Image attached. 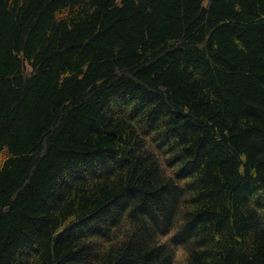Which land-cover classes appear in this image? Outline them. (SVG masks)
Returning <instances> with one entry per match:
<instances>
[{"label":"trees","instance_id":"trees-1","mask_svg":"<svg viewBox=\"0 0 264 264\" xmlns=\"http://www.w3.org/2000/svg\"><path fill=\"white\" fill-rule=\"evenodd\" d=\"M0 264H264V0H0Z\"/></svg>","mask_w":264,"mask_h":264},{"label":"rangeland","instance_id":"rangeland-1","mask_svg":"<svg viewBox=\"0 0 264 264\" xmlns=\"http://www.w3.org/2000/svg\"><path fill=\"white\" fill-rule=\"evenodd\" d=\"M178 259H183V255L178 256Z\"/></svg>","mask_w":264,"mask_h":264}]
</instances>
